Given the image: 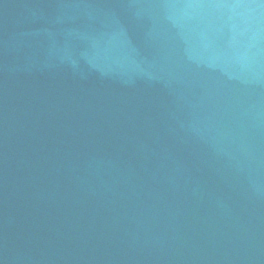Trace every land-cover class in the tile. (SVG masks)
Wrapping results in <instances>:
<instances>
[{"label": "water", "instance_id": "95a60500", "mask_svg": "<svg viewBox=\"0 0 264 264\" xmlns=\"http://www.w3.org/2000/svg\"><path fill=\"white\" fill-rule=\"evenodd\" d=\"M0 264H264V0H0Z\"/></svg>", "mask_w": 264, "mask_h": 264}]
</instances>
